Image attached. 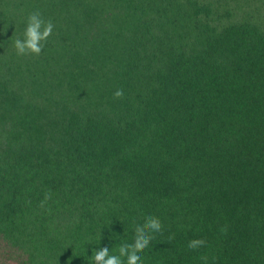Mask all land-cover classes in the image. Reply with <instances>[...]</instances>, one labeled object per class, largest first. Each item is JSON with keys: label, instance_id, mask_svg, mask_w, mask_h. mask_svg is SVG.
<instances>
[{"label": "trees", "instance_id": "1", "mask_svg": "<svg viewBox=\"0 0 264 264\" xmlns=\"http://www.w3.org/2000/svg\"><path fill=\"white\" fill-rule=\"evenodd\" d=\"M145 216L143 264H264V0H0V264H88Z\"/></svg>", "mask_w": 264, "mask_h": 264}, {"label": "clouds", "instance_id": "2", "mask_svg": "<svg viewBox=\"0 0 264 264\" xmlns=\"http://www.w3.org/2000/svg\"><path fill=\"white\" fill-rule=\"evenodd\" d=\"M54 23L52 20H46L39 10H35L27 16L26 27L23 38H16L14 49L17 56H39L53 34ZM124 96L122 89L114 92L115 99H121ZM51 198V193H46L41 206ZM163 230L162 222L158 217L145 216L142 224H135L134 236L130 243H121L116 254L110 253L107 247L94 250L92 256L88 259V264H143L141 253L147 249L155 238V233ZM222 233L227 232L226 226L221 228ZM174 237H169V241ZM204 239H192L188 242L189 250H199L206 246ZM202 264H209L207 255H201Z\"/></svg>", "mask_w": 264, "mask_h": 264}, {"label": "rangeland", "instance_id": "3", "mask_svg": "<svg viewBox=\"0 0 264 264\" xmlns=\"http://www.w3.org/2000/svg\"><path fill=\"white\" fill-rule=\"evenodd\" d=\"M2 248H0V250H1ZM13 264H15V262H13Z\"/></svg>", "mask_w": 264, "mask_h": 264}]
</instances>
